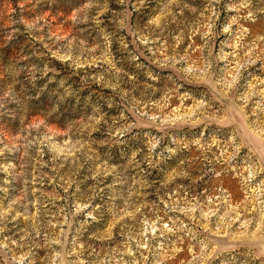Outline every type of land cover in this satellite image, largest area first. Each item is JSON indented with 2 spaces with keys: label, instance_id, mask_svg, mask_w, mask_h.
I'll list each match as a JSON object with an SVG mask.
<instances>
[{
  "label": "rangeland",
  "instance_id": "obj_1",
  "mask_svg": "<svg viewBox=\"0 0 264 264\" xmlns=\"http://www.w3.org/2000/svg\"><path fill=\"white\" fill-rule=\"evenodd\" d=\"M0 264H264V0H0Z\"/></svg>",
  "mask_w": 264,
  "mask_h": 264
}]
</instances>
